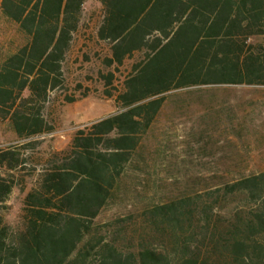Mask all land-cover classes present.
I'll return each instance as SVG.
<instances>
[{
  "label": "trees",
  "instance_id": "16d2710c",
  "mask_svg": "<svg viewBox=\"0 0 264 264\" xmlns=\"http://www.w3.org/2000/svg\"><path fill=\"white\" fill-rule=\"evenodd\" d=\"M85 1L0 0L2 19L22 37L0 52V121L19 139L53 131L41 110L63 86ZM95 1L102 9L96 37L110 51L104 66L143 56L116 97L120 111L77 131L64 157L38 175L18 231L4 211L21 162L14 148L0 149V264H264V173L150 206L133 252L119 250L117 231L98 240L87 224L115 197L135 136L165 95L199 85H264V0ZM101 77L111 85L112 73Z\"/></svg>",
  "mask_w": 264,
  "mask_h": 264
},
{
  "label": "rangeland",
  "instance_id": "374dc122",
  "mask_svg": "<svg viewBox=\"0 0 264 264\" xmlns=\"http://www.w3.org/2000/svg\"><path fill=\"white\" fill-rule=\"evenodd\" d=\"M102 9L86 0L78 31L62 65L64 83L41 110L53 127L26 139L17 138L8 121H0V149L14 148L21 166L12 171L17 183L5 206V222L14 231L23 226L26 194L38 175L63 158L75 133L120 111L116 97L123 91L137 53L120 66L107 68L109 45L97 40ZM22 43L15 28L0 14V52ZM113 74L111 85L103 77ZM112 136V135H110ZM115 197L87 222L98 240L118 232L116 246L133 252L142 231V213L180 194H205L264 173V85L209 84L182 88L165 95L164 103L145 130L135 136ZM95 232V233H94ZM95 250L90 251L94 263Z\"/></svg>",
  "mask_w": 264,
  "mask_h": 264
}]
</instances>
